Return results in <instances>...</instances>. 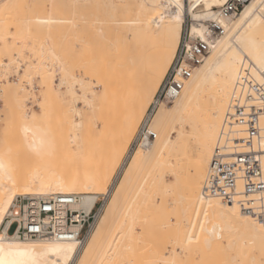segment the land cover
Wrapping results in <instances>:
<instances>
[{
  "label": "bare ground",
  "instance_id": "1",
  "mask_svg": "<svg viewBox=\"0 0 264 264\" xmlns=\"http://www.w3.org/2000/svg\"><path fill=\"white\" fill-rule=\"evenodd\" d=\"M180 2L186 3L185 0H180ZM192 2L193 0H188L187 4L191 5ZM118 3H120L123 10L122 17L112 18L107 26L104 22L98 20V23L87 34H84V32L83 34L74 33L72 38H68L66 46L59 49L55 46L57 55L64 57L63 66L68 73V78L65 82L67 87L65 90H61L60 93L63 97L69 95L75 98L78 95V91L82 90L84 92L82 109L76 103H74L72 108V114L65 109L62 99H58L56 94V92H59L56 80L53 81L48 78L44 81L43 88L41 87L44 114H38L27 109L26 103L21 98V94L26 91L27 87L22 84L21 79L19 80L20 83L19 81L14 83L8 81L6 83L4 91L7 92V99H9L5 110L2 113L0 112V116L2 115L3 117V125L0 128V163L6 165L7 171L11 173L15 180L16 194L13 197V204L18 196L34 198L54 193H78L81 201L76 206L89 211L100 198V195L104 196L110 192L111 186L108 189L110 178L107 176V171H95L90 168L92 167V160L96 152L107 145L109 130L112 127H116L117 130L120 127L119 125H129L134 121L132 133L137 130L141 118L143 115L145 116L147 107L152 102L159 88V84L156 81L157 70L168 58L171 41L170 29L175 23L174 16L170 15V13L181 11L176 8V0H110V5L114 9L118 7ZM197 3H211V0H197ZM253 3L257 4V8L252 16L246 17L245 13ZM223 4L212 3V6L206 9V13L188 7L181 13V21L176 31V47L172 50L173 58L180 43L183 24L187 15L191 17L190 28L198 25V30L203 29L208 33L207 22L212 19H220L226 32L218 38L204 63L198 66L194 70L192 77L186 81L183 91L174 100L171 108L165 106V104L158 108L154 115L155 117L151 121V128L157 133L156 139L149 144H142L143 148L140 145L135 155L124 168V171L129 175L135 165L142 163L144 160L152 159L153 164L147 171L146 179L138 188V190H142L140 193H143V196L141 194L143 198L140 197V201H138L139 196H136V193L139 191H137L134 194L137 197V201H131L135 199L131 196L130 200H127V202H131L127 203L125 201L127 197H125L123 180L108 204H106L104 197L103 205L99 210L100 219L98 218V223L90 232L84 245H80L77 240L22 239L12 235L10 232H3L2 226L5 217L12 208V206H9V211L5 213L4 219L0 221V235H7L10 238L5 241L6 244L11 242L20 245L21 247L18 251H26L31 248L35 259L41 264L44 261L57 258L54 253L47 251L44 247L45 245L53 243L65 246L75 244L76 247L72 253V259L76 260L77 264H80V261H83L84 264H94L96 262L100 264L99 262L105 259L111 261L118 259L117 257L120 254L123 255L122 253L124 252L122 250L129 246L124 240L128 241L131 239L130 241L134 240L136 242V244L134 241V243L132 242L134 245L130 244V247L137 248H135V254H133L134 252L128 253L129 251H125V253L127 252L131 258L134 256L133 259L138 256L136 258L137 262L140 259L143 260L141 257L143 253L147 254L143 256L146 261L147 258L148 260L149 258L154 260L153 258L157 255L153 253H156V250L164 245V238L177 236L178 232H172L173 230L170 227V218L173 217H170V213H172L173 207L177 211V213L174 211L176 215L174 213L173 215L177 218V220L175 218V225L178 226V231H182V234H179L181 236L179 238L182 241L184 224L188 219L187 210L189 206L194 205L202 213L207 212V217L211 220L213 227L223 228L227 232L228 229H232L231 235L236 238L238 243H243L245 238L251 242V238L255 237L256 246L259 245L258 233L252 230L248 223L239 217L248 216L252 220L257 221L259 219L244 214L235 204L223 203L215 195L211 197L212 207H208L207 203L198 204L196 201V194L200 186L207 183L208 171L215 150L221 148L226 153H231L235 147L240 146L236 144V139L245 137L243 128L228 129L227 120L232 98L234 96L243 98L246 95L247 87L245 83L247 80L260 83L261 78L259 75L261 70L255 59L264 55V48L261 47V39L264 37V17L259 12L260 0H250L240 13L230 19H222L220 17V7ZM5 11L2 15L0 13V25L12 24L15 33L18 25L20 34L28 33L29 28L31 30L35 29L33 27L35 24L29 25L26 21L34 20L38 16L37 14L36 17L33 16L34 18L32 15L27 14L22 18H17L11 12ZM40 11L43 12L45 10ZM44 14L48 16H43L42 14L39 17L42 19L51 18L59 22L64 21L63 18L49 15V12H44ZM196 17L200 18L196 19ZM39 26L45 27V30H43L46 34L43 33L42 29L37 31L42 30V33L45 36L47 35L48 38L52 36L53 24ZM129 34H139L141 38L138 42H132L129 40ZM207 35L203 38L193 37L206 39ZM78 39H86L89 42V47L84 49L81 57L73 58L71 52ZM31 44L32 42L23 41L19 44L15 43V47H9L7 41L0 38V51L7 50V54L12 56L15 49L20 52ZM51 45L53 44L45 41L41 43L40 48L49 62H52V56L50 55L52 51ZM152 46L154 50H151ZM105 49L109 59V72L107 74L103 73L104 70L102 68V57ZM143 55L146 57L143 71L137 75L134 68L140 64L138 57ZM87 57H90V62ZM172 61L169 62V66ZM57 62L61 65L60 61ZM44 67L45 65H42L35 71L29 72V78H32L33 74H40ZM77 67L81 68L85 74H87L86 69L89 68V71L91 70L88 73L90 77H95L97 85L102 87L101 91L96 95L99 104L92 102L91 105L85 108V98H87L89 88H92L94 84L91 81H86L83 85L79 83L81 74L76 75L74 73V69H77ZM253 67L257 69L255 78L251 73V68ZM81 69H78V72ZM154 84L156 85L155 87ZM150 92L151 96H149ZM32 95L37 97V94L33 93ZM88 100L89 98H87V102ZM126 102H129L130 106L124 114L123 105ZM18 108H20L21 114L16 118ZM95 113H97V119L102 116L101 119L104 121L99 137H95L93 134V128L96 125V120L93 119L94 117L96 118V116H93ZM77 114H81V118H78ZM33 116L36 117L35 121ZM53 123L55 125L54 128L51 126ZM56 123H59L57 127ZM37 126L42 128L51 126L54 130L56 155L52 158L38 159L30 151V153H27V156H29L26 159L22 157L23 161L14 162L15 164L9 161L7 152L13 146L19 147L22 143V146H27L29 149L33 134L30 131L26 135L24 128L35 129ZM19 142L20 144H18ZM127 144L120 152L114 168L119 166L122 157L126 153ZM27 148L26 150L28 151ZM240 148L239 150H241ZM260 148L264 151V138L261 141L254 142V149ZM137 152H140L141 155L137 156ZM113 155L114 153H111L108 157H113ZM65 157H70L74 163L65 164L63 162ZM19 159H21V156ZM161 164L167 165V167L162 169L160 167ZM169 178H172V180ZM0 182L3 184L2 194H0V203H2L13 185L9 183L7 173L0 174ZM238 184L242 186L241 181ZM157 200H159L160 204ZM161 206L169 211L167 213L165 210L167 213L164 214L166 218L163 216L166 221L169 217V226L166 229L162 228L164 226L160 223L164 221H160L161 217H159L164 212L160 213L161 215L159 214V216H155L162 210ZM144 210H146V213L150 211L149 214L147 213L148 218L152 217L149 219V224L152 225L143 222L148 229L151 227L149 235L151 236L152 233L154 235L155 226L158 227L156 228L158 232L159 228H161L164 234L165 232L167 233L166 236L161 234V236H164L163 238L160 236L163 231L157 232L159 235L155 232L157 236L153 239L159 238V242L163 243L162 245H158L160 244L158 239L156 242L148 240V237L146 238L148 240L146 243L144 237L149 236L146 235L148 231L145 234L142 229L141 232L145 236L142 234L141 236L138 233L136 237V232L134 233L135 225L136 223L142 224L140 222L142 219L144 221L143 217L146 214ZM153 216L155 219H153ZM152 219L156 220V225L153 224L155 221ZM134 221L135 225L133 224ZM120 233H124V236L122 235V237ZM139 239L140 241L144 240L145 245L136 241ZM167 240L166 242L169 243L170 238H167ZM137 242L141 243L140 245L143 248L147 245L146 249H149L145 251L141 248V251L144 252L139 254L140 252L137 250L140 249L136 246L138 245ZM149 243L150 245H148ZM89 245H91V248H89ZM199 247L203 252L204 240H201ZM148 250L152 251L148 254ZM111 251L112 255L110 254ZM127 253L125 254L126 256ZM126 256L123 255V258H126ZM210 258H212L211 255L206 252L203 255H196L193 252L186 257L190 264H197L198 261ZM9 259L22 261L23 264H32V257L30 256H15L9 257ZM107 260L106 263L109 264Z\"/></svg>",
  "mask_w": 264,
  "mask_h": 264
},
{
  "label": "built area",
  "instance_id": "2",
  "mask_svg": "<svg viewBox=\"0 0 264 264\" xmlns=\"http://www.w3.org/2000/svg\"><path fill=\"white\" fill-rule=\"evenodd\" d=\"M249 1L227 0L220 7V17H235ZM190 24H183L180 43L162 81L163 87L159 86L150 103L129 153L156 139L157 133L151 128V121L158 108L162 104L172 103L181 94L186 81L192 77L194 70L204 63L218 38L226 32L220 19H212L207 22V38L198 39L190 32ZM189 42L192 52L185 51ZM192 56H195L194 61L191 60ZM185 57L189 58L187 64ZM177 60L185 68V74L181 75L179 80L173 74L178 71ZM189 68L191 75L187 74ZM245 85L246 95L243 98H232L227 120L229 130L243 128L245 137L235 141L241 150L235 147L231 153H226L217 148L209 167L207 182H212L211 191L214 195L218 193L223 203L235 204L244 214L259 219L264 215V151L261 148L255 150L254 142L264 138L261 136L264 132L261 127L264 109L260 107L264 86L248 80ZM215 181H223V184ZM239 181L242 186H239ZM80 201L78 193H54L34 198L18 196L5 217L2 231L22 239L77 240L80 245H84L98 221L104 198L100 197L89 211L76 206ZM14 213H20L19 217ZM13 228L15 230H12Z\"/></svg>",
  "mask_w": 264,
  "mask_h": 264
},
{
  "label": "rangeland",
  "instance_id": "3",
  "mask_svg": "<svg viewBox=\"0 0 264 264\" xmlns=\"http://www.w3.org/2000/svg\"><path fill=\"white\" fill-rule=\"evenodd\" d=\"M185 1H186V5H188L187 4L188 0H185ZM4 2H8V3H11V4L20 3V4H38V5H41V7H38L36 9L30 10V11L27 10V9H23V8H21V9H17V8L6 9L7 12L8 11L11 12L17 18H22V17L26 16V14L27 15H32V17L33 16L36 17L37 15L39 16V15H42V14L44 16L45 15L44 12H47V13L49 12V15L56 16L57 18H63L64 21L63 22L57 21V23L53 24V27H52V30H53L52 32L53 33H52V36L50 38H48L47 35L46 36L44 35V34H46V33H44L45 32L44 31L45 30L44 26L34 25L33 27H35V29H32V30H35V31L32 32L31 37H28L27 33H21L18 36V40L20 41V43L25 41V42H32V44L29 45L23 51H20V52H18V50L15 49L13 51L12 56H11L12 60L14 61L13 63H9V60L6 57L5 58H0V112L2 113L5 110L6 105H7V100L9 99V98L7 99V97H8L7 92L4 91V89H6V83L8 81H10L12 83L18 82L20 79H21L20 81L22 82V84H24V86L27 87L25 89L26 91H24V93L21 94V98H22L23 102L26 103L27 109H29L30 111H35L38 114H44V112H45L44 111V107H43L44 106V104H43L44 102H43V98H42V95H41V90L43 88L44 81H46L48 78L52 79L53 81L56 80V82L58 83L57 88H58L59 92H56L57 97H58V99H62V101H63L62 104L65 106V109L70 114H72V108L74 107V103H76L77 106L80 109H82L83 105H84V101H83L84 100V92L82 90H79L78 91V95L75 98L72 97V96H69V95H66L64 97L61 95L60 91L61 90H65L66 87H67L66 83L64 84L63 87H61V85H60V78L63 75V73L61 72L62 65H59L60 63L56 62L55 68L52 71H49V68L51 67L52 62H49L46 59L44 54L41 55V53H43L41 51V49H40L41 48V43H43L45 41H49L50 43L55 45L57 47V49L63 48L64 46H66V42H67L68 38H72L74 36V33L75 34L76 33L83 34V32H84V34H87V32L91 28H93L94 25H96L98 23V20H101L107 26V24H109V22H110V20H112V18H114V17H122L123 16V10H122V7L120 6V3H118L117 4L118 7H116L114 9L110 5V0H1L0 4H2ZM53 4H56L58 6L59 5H68V7H56V8H53ZM98 5H99V7H97ZM40 10H42V11L45 10V11L41 12ZM52 11H53V13H52ZM40 12H41V14H40ZM1 15H2V13H1ZM45 16H48V15H45ZM190 18L191 17L189 15H187L185 22L190 24L191 23V21H190L191 19ZM72 25L73 26L77 25V26L73 27ZM40 29H42V30L44 29L43 30L44 34L42 33V30L41 31H37V30H40ZM12 31H13V33H15V29L14 28H12ZM15 43L17 44V42H14V41H11V40L7 41V45L9 47H12V45L15 44ZM151 48H152L151 50H154L153 46ZM138 58H139V63L140 64L137 65V67L134 68V71H135V73L137 75L140 74L143 71V64H144V61H145L144 59L146 57H144V55H143V56H139ZM87 59H89V62L91 61L90 57H87ZM108 60L109 59H108L107 51L105 49L104 53H103V57H102V68L104 70L103 73L105 72V74H107L109 72L108 71ZM84 61H86V60H84ZM86 62H88V61H86ZM46 63H47V65H46ZM26 64L28 65V69H27L28 73L31 72V71H35L39 66L45 65V67L43 68V70L41 71L40 74H35V75L33 74L32 78H29V76H28V78L26 79L25 78V70H26L25 66H26ZM78 69H81V68L77 67V69L76 68L74 69V73L76 75H80L81 74L80 76L83 77L85 79V81H87V82L91 81V83L94 84L92 88H89V90H88L89 92L87 93V96H86L87 98H89V100L87 102L88 105H91L92 102H94L96 104H99V102L97 101V96H96L98 94V92H99V91L97 92V89L99 88L100 91H101L102 87L100 85L99 86L97 85L95 77L94 78H92V76L90 77V75L88 73L91 70L89 71V68H87L88 70L86 69V73L87 74H85V72L82 69L79 70V72H78ZM20 81H19V83H20ZM31 92H33L34 94H37V97H34V95H32L33 93L31 94ZM93 92H96L95 96L92 95ZM170 104L172 106V104H174V101L172 103L165 104V106L169 107ZM149 105H148V107H149ZM129 106H130L129 102H126L123 105V113L124 114H125L126 110L129 108ZM148 107H147V109H148ZM19 110H20V108H18V112H17L16 118H17V116H19L21 114V111H19ZM146 112H147V110H146ZM93 116H96V118L95 117L93 118V119L96 120L95 121L96 125L93 128V134H94L95 137H99L101 135L102 125H103L104 121L101 119L102 118L101 115H100L101 117L99 116L101 120L97 119L98 118L97 117V113H95ZM77 117L81 118V114H77ZM2 118L3 117L1 115L0 116V128L3 125V119ZM143 118H144V115H143V117L141 118V120L139 122L137 130L135 132H133V133H132V126H134V124H133L134 121L131 124H129V125H125V124L119 125L120 127L117 130H116V127L115 128L112 127L109 130L107 145H105L104 147L99 149L96 152L95 157L92 160V167H90V168H92L95 171L106 170L107 173H108L107 176H108V178H110V181H109L110 184H109L108 189L110 188V186H111V188L109 189L110 192L107 193L109 195H107V194L104 195V196L100 195L101 198L105 197L106 204H108V202L110 201V199L112 198L113 194L115 193V191L117 190L118 186L120 185V183L123 180H124V184H125V188H124L125 197H127V199L124 197L126 199L125 200L126 202H127V200H130L131 196H132V198H135V199H133L131 201H134V200L137 201V197L136 196H139L138 197V201H140L141 194L143 196V193H140V192H142V190L140 191V189L138 190V188H139L140 185H142L144 183V181L146 179L147 171L151 168V166L153 164L152 159L144 160L142 163L135 165L129 175L127 174L126 171H124L125 170L124 168L127 166L129 160L132 159V157L135 155V152L138 149L137 148L133 153H129L131 144H132V142H133V140H134V138H135V136H136V134L138 132V129H139L140 125H141V122H142ZM54 123L51 125L53 128L55 127ZM58 124L56 123V127L58 126ZM128 140H129V143H128ZM18 144H20V142ZM126 144L128 146L127 150H126V153L122 157V159H121V161L119 163V166L114 168L115 162L117 161L120 152L122 151L124 146H126ZM24 147L25 146H22V143H21L19 145V147L13 146L11 149H9V151L7 152V158L9 159V161H11L13 163L14 162L18 163L19 161H23L24 159H26L29 156V155L27 156V153H30V149H28L27 146H26L25 150H24ZM26 148L28 149V151L26 150ZM111 153H114V155H113V157L109 158L108 155L111 154ZM19 154H21V155H19ZM18 156H19V158L21 156V159H19ZM22 157H25V158L23 159ZM17 159H19V160H17ZM16 166H17V164H16ZM16 166L14 165V167H16ZM126 177H127V179H126ZM169 179L172 180V178H169ZM137 191H139V192H137ZM135 193H136V196L134 195ZM139 193H140V195H139ZM133 195H134V197H133ZM141 198H143V197H141ZM159 200H157V202L160 204ZM131 201H129V202H131ZM129 202H127V203H129ZM161 208L164 211L161 210L159 213L156 214V211H157L156 210L155 211V214H156L155 216H157V215L159 216L160 213L164 212L163 215L159 216V217H161L160 221H164L163 223L162 222L160 223L162 226H164V227H162V226L161 227L163 229H166L169 226L168 225L169 224V217L167 218L168 220L166 221V219H165L166 216L164 214H167L169 211H167L166 209H163L164 207H162V206H161ZM174 209L175 208L173 207V210H171L172 213H170L171 215L168 214V215H170V217L173 216V217L170 218V223H171L170 227H171V230H173L172 232L177 231L178 233L177 232L176 233L178 235L179 234L181 235L182 231H178V229H177L178 226L175 225V223H176L175 222V218L176 217L174 215H176L175 213H177V211L174 210ZM146 210H144L145 213H146ZM165 210L167 211V213H166ZM151 211H153V210H151ZM174 211H176V212L174 213ZM194 211H198L201 214L198 220L193 215ZM147 213L149 214L150 211H147ZM147 213L143 217L144 221H143L142 218H141L142 220L140 219L141 220L140 222H142V224L141 223L140 224L136 223V225H135L134 233L136 232L135 233L136 237H137L138 233H139V235L142 234L143 236H145L147 231H148V234H146V235H149V232H150V229H151V227L149 225H152V224H149V219H151L152 217L148 218V214ZM153 213H154V211H153ZM173 213H174V215H173ZM187 214H188V216H187L188 219H192L198 225L201 224V223L203 224L204 232L201 235V240H204L205 238L211 239L212 238V234L214 232H218L221 229L220 227L219 228L218 227H213L211 220H209V217H207V221L205 222L203 213L197 207H195L194 205H191V206L188 207ZM146 215H147V217H146ZM159 217H157V218H159ZM157 218H156V220L159 221ZM99 219H100V217H99ZM99 219H98V221H99ZM145 219H146V221H145ZM153 219H155L154 216H153ZM156 220H153V221H155V222H153V224L156 223ZM176 220H177V218H176ZM143 222L145 224L148 223L149 224L148 227H150V228L148 229L146 227V225L143 224ZM157 223H159V222H157ZM185 224H186V221H185ZM185 224H184V226H185ZM140 225H141V227H140ZM143 225H145V227H143ZM156 228H158V227L155 226V232L157 233L158 230ZM141 229L144 231L145 234L143 232H141ZM159 229L161 231H163V229H161V228H159ZM160 230H159V232H161ZM155 232H154V235H153V233H152L151 236L149 235L152 239L149 236L144 237V240L146 241V243L148 242V240L156 241L157 239H158V243L161 242V241L159 242V238H157L156 240L153 239V238H156L157 234L159 233L158 232L156 234ZM197 232L199 233V228H197ZM123 234L120 233L121 236ZM161 234L166 236L167 233L165 232V234H164V231H163V233H160V236H161ZM228 234L229 233L227 231H225V235L227 236ZM163 235L161 237L164 238ZM169 235H170V233H169ZM180 235H179V237H181ZM175 236H171V237H175ZM134 237H135V235H134ZM138 237L140 239L142 238L140 236H138ZM147 237L149 238L148 240L146 239ZM161 237H160V239H161ZM167 238L169 239L170 237L168 236ZM167 238H164V240H163L165 242L164 245H162L163 243L162 244L161 243L158 244V245H162V247L160 248L161 250H162V248H164L165 246H167L171 242V240H170L169 243L166 242V241H168ZM140 239L136 240V241L142 242V245L143 244L145 245V243L143 242L144 240L140 241ZM130 240H128V241L124 240V242H127L129 244V246L127 248H124L122 250L124 252V253H122L124 256H126L125 254L127 253V252L125 253V251H127V249L135 242L134 240H133L134 242L130 241ZM139 242H137L138 245H136V246H138V249H140V250H137V251L140 252L139 254H142L144 251L143 252L141 251L142 250L141 248H143V247H141V245H140L141 243L139 244ZM135 244H136V242H135ZM139 245H140V247H139ZM148 245H150V243ZM146 247H147V245L144 246V248H143L145 251L147 249H149V248L146 249ZM151 247H152V244H151ZM131 248H133V246ZM135 248H133L134 251H135ZM155 248H157V247H155ZM158 248H159V246H158ZM150 251H152V250H150ZM150 251L148 250L147 253L149 254ZM153 252H154V250H153ZM128 253H130V252H128ZM128 253H127L126 258L125 257L123 258V255L120 254L121 255V257L119 255L120 259H130L131 257H130V255H128ZM110 254L112 255V251L110 252ZM133 254H135V252ZM144 254H146V253H143V256H144ZM153 254H155V252ZM143 256H141L143 258V260L140 259V261L142 260L141 262L146 261V259H144ZM119 257H117V258L119 259ZM147 257H149V256H147ZM156 257L153 258V259H159L158 256H156ZM133 258H134V256H133ZM133 258H131V259H133ZM136 258L134 260H136ZM106 260L107 259L103 260L104 264H107ZM149 260H152V258H149ZM149 260L147 258V261H149ZM107 262H109V260H107ZM139 262H138V264H139ZM99 263L101 264V262H99ZM94 264H98V263L96 262Z\"/></svg>",
  "mask_w": 264,
  "mask_h": 264
},
{
  "label": "snow or ice",
  "instance_id": "4",
  "mask_svg": "<svg viewBox=\"0 0 264 264\" xmlns=\"http://www.w3.org/2000/svg\"><path fill=\"white\" fill-rule=\"evenodd\" d=\"M227 0H211V3H197V0H193L191 5H186V3H181L180 0H176V8L181 11H176L174 13H170V15L174 16L175 23L172 25L170 29V46H169V52H168V58L164 61L163 65L160 66L157 70V76L156 81L159 84L160 87H163V78L165 77L166 70L169 68V62L173 60V49L176 47V31L178 28V25L181 21V13L183 10L188 8L196 9L200 12H205L206 9L210 8L212 6V3L215 4H223L226 3ZM163 7V5H161ZM38 7H41V5L38 4H11L8 2H4L0 4V13H3L6 9L9 8H17V9H27V10H33ZM56 7H68V5H56L53 4V8ZM99 7V5L97 6ZM115 7V6H113ZM257 8V4L253 3L246 11L245 16H252L254 14V10ZM259 12L262 17H264V0H260L259 4ZM200 17H196V19H199ZM29 25L35 24L37 26L39 25H51L54 23H57V21L46 18L42 19L39 16H37L34 20H27L26 21ZM63 22V21H61ZM17 32L13 33L11 29L13 28L12 24H7L6 26L0 25V38L4 39L5 41L11 40L17 43H20L18 40V36L20 35L19 32V26L17 25ZM199 26H193L190 28V32L193 36H198L203 38L207 35L205 30L199 29ZM28 37H31L32 30L31 28L28 29L27 33ZM139 34H129V40L132 42H138L140 39ZM12 47H15V44L12 45ZM89 47V42L86 39H78L76 41L75 47L71 52V55L73 58H78L83 55L84 49ZM181 47H184L181 45ZM261 47L264 48V37L261 39ZM52 51L50 52V55L52 56V65L49 68V71H52L55 68V64L57 61L61 62V72L63 75L60 78V85L61 87L64 86L66 79L68 78V73L63 67L64 63V57L59 56L56 53L55 45H51ZM185 51L192 52L193 49L191 47V42H189V45L185 48ZM43 55V53H41ZM7 58L9 60V63H13L12 57L7 54V50L0 51V58ZM257 63L260 67V84L264 86V55L261 57L255 58ZM191 60H195V56L191 57ZM189 63V58L185 57V64ZM26 70H25V78H28V65L26 64ZM247 68V66H245ZM176 69L178 71H174L173 74L176 75L177 80H179L181 75L185 74V68L182 66L178 60L176 62ZM239 71V70H237ZM251 73L253 77L255 78L257 69L255 67L251 68ZM18 74V73H17ZM188 75H191V68L188 69L187 72ZM73 79H75L73 77ZM86 81L83 77L80 78L79 83L82 85ZM156 85L154 84V87ZM100 91V89H97V92ZM93 96L96 95V92L92 93ZM178 96V94H174ZM149 96H151V92L149 93ZM88 107L87 104V98H85V108ZM260 107L264 109V96L261 97V105ZM169 108H171V104L169 105ZM33 120H36V117L33 116ZM261 127L264 128V116L261 117ZM32 132L33 134V140L29 143V149L31 153L38 159H43L45 157L52 158L56 155V143H55V132L51 128V126L48 127H39L37 126L35 129H30L28 127L24 128V133L27 135V133ZM261 136L264 137V132L261 133ZM144 146L141 145V148ZM141 155L140 152H137V156ZM65 164H72L74 161L70 157H65L64 161ZM160 167L163 169L167 167V165L161 164ZM7 173V178L9 183L13 185L11 189L8 191V196L4 199L2 203H0V221L4 219L5 213L9 211V206H13V197L16 194V187H15V180L13 179L11 173L7 171L6 165L3 163H0V174ZM163 175V173H162ZM216 183L223 184V181H215ZM212 182L209 181L205 183L204 185L200 186L199 191L196 194V201L198 204H204L207 203L208 207H212V200L211 197L214 195V193L211 191ZM3 190V184L0 182V194H2ZM215 195L219 196L218 193ZM207 198V199H206ZM16 217H19L20 213H14ZM193 215L197 218V220L200 217V212L194 211ZM207 212L203 213L205 222L207 221ZM241 220L248 223L249 227L254 230L259 235V245L256 246V239L255 237L251 238V242H249V239L245 238L243 240V243H238L236 238L231 235L232 229H228V235H225V229L221 228L218 232H214L212 234V238L204 239V251L202 252L201 248L199 247L201 245V235L204 232L203 224H197L192 219H187L186 224L184 227V234H183V240L181 241L179 238V235L177 234L176 237H170L171 242L165 246L162 250L158 249L156 251V255L158 257H161L160 259H154L150 261H143L139 262V264H190V262L186 259V257L189 254H192L195 252L196 255H203L204 252L211 255L212 258L205 259L198 261L197 264H264V215H261L259 220H252L248 216H241L239 217ZM135 225V221L133 222ZM197 228H199V233L197 232ZM12 230H15L14 228ZM10 238L7 235H0V264H23L22 261L16 260V259H9V257H15V256H30L32 257V264H41V262L37 261L34 257V253L32 252V249L29 248L26 251H18V249L21 247L18 244L15 243H5V241H8ZM95 239V238H94ZM195 247V249L193 248ZM48 252H52L55 254L57 258L44 261L43 264H77L76 260L72 259V253L75 251V244L70 245H59V244H49L44 246ZM89 248H91V245H89ZM129 252H134V249L129 247L127 249ZM80 264H84L83 261H80ZM101 264H104L103 261H101ZM109 264H138L137 261L134 259H113L109 261Z\"/></svg>",
  "mask_w": 264,
  "mask_h": 264
}]
</instances>
